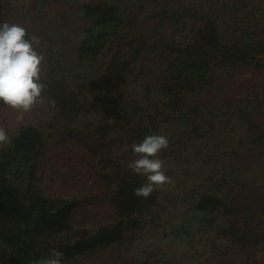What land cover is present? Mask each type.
Listing matches in <instances>:
<instances>
[{
  "label": "trees",
  "instance_id": "16d2710c",
  "mask_svg": "<svg viewBox=\"0 0 264 264\" xmlns=\"http://www.w3.org/2000/svg\"><path fill=\"white\" fill-rule=\"evenodd\" d=\"M128 2L79 4L75 25L84 35L74 45L78 61L71 66L62 62L63 36L25 27L41 38L38 51L47 55L42 82L50 129L76 133L81 148L96 136L103 143L70 149L75 164L68 170L73 181L82 179L72 193L51 191L53 176L37 167L46 130L23 124L0 145V264H34L53 249L64 253L63 264H76L98 248L132 242L151 226L158 231L167 210L162 201L171 194L177 213L171 211L167 230L162 225L165 236H191L197 223L199 232L213 230L222 216V237L232 248L264 251V0H162L155 16L184 29L192 25L182 42L148 41L127 16ZM131 27L138 36L128 53L102 62L112 37ZM75 72H82V82ZM153 134L168 137L159 158L172 184L184 190L165 193L166 185L138 197L135 189L147 180L128 167L137 158L131 146ZM206 167L200 185L195 180ZM92 212L108 219L83 224Z\"/></svg>",
  "mask_w": 264,
  "mask_h": 264
},
{
  "label": "rangeland",
  "instance_id": "374dc122",
  "mask_svg": "<svg viewBox=\"0 0 264 264\" xmlns=\"http://www.w3.org/2000/svg\"><path fill=\"white\" fill-rule=\"evenodd\" d=\"M92 1L97 0H0V23H17L24 27H30V30L36 31L37 34L43 32V36H48L46 34L49 32L53 38L63 36L60 51L64 55L62 62L66 64L67 60V65L71 66V64L78 61L74 45L84 35L82 34V27L75 25V21L78 20L76 17L79 12L78 7L80 3ZM158 1L129 0L125 6V12L128 17L136 20L134 26L138 25L142 28L150 42H154L155 39H161L162 42L166 40L169 42L185 41L192 25L188 23L186 29H184L171 21H162L161 18L155 16L158 6H161L162 3V0ZM63 15L65 18L68 15V21H64ZM189 20L190 18L187 21ZM133 27H131V31L129 28H124L119 35L112 37V41L103 50L102 62H109L113 55L119 53V51L124 50L128 53L129 43L138 36ZM70 29H74L77 33L72 34ZM69 34H71V37L68 38ZM73 35H75L74 39L72 38ZM65 36H67V40ZM47 45H50V42L47 41ZM42 53L46 58L45 52ZM75 77L78 83L82 82V72H75ZM51 118L52 115L44 104L38 105L31 112L24 114L23 119L20 120L17 119L14 111L0 106V126L5 128L10 140L23 124H33L46 130L47 146L38 162H36L37 167H39V170L44 166L47 167L48 177L53 176V181L50 183L52 186L51 191L58 190L62 193H72L80 189L79 185L82 183V179L79 182H77L78 179L73 181L75 175L71 176L68 170L67 165L75 164V160L69 158L71 155L70 149L78 147V144H81L82 141L79 142L80 138L75 137L76 133L72 132L73 135L71 136V131L59 129L53 131L50 129ZM102 143L103 139L96 136V140L85 142L82 148L78 147V150H83L85 146L90 147ZM203 153H200L202 154L200 155L201 159L205 157ZM201 159L198 158V160ZM204 170L202 171L203 176L195 180L200 185L201 182L205 183L204 176L208 174L209 168L206 167ZM95 172L96 169L93 170V173ZM186 176L188 177V175ZM256 176H258V173H256ZM45 182L48 184L49 180L45 179ZM87 183L89 189L95 188L92 183L88 181ZM182 187V184L176 182L167 185L164 190L165 193H178L184 190ZM88 188L83 187L82 189L88 191ZM171 195L170 200L166 197L162 201L163 203L166 201L165 205H167L162 224L166 230L171 225L169 223L173 215L171 211H174V214L177 213L174 210L176 205L171 201ZM106 219H108L106 216L92 212L82 218L81 222L90 226ZM188 220H191L190 224L194 222L190 217H188ZM175 222L179 221L175 220ZM162 225H157L158 231H154L155 227L150 225L152 228H149L148 232L139 235L134 241L126 242L122 246L114 244L108 248H98L89 252L82 256L76 264H142V262H149L150 264H264V251L259 249L257 245H249L248 248L233 247V249L230 241L222 237V232L227 228V221L222 216L217 218L213 230L202 227V231L199 232L200 226L197 223L198 230L194 229V233L188 237L186 235L175 236L174 233L165 236ZM215 229L220 235L215 236V233H213ZM211 252L213 257L210 255ZM209 258H212V260Z\"/></svg>",
  "mask_w": 264,
  "mask_h": 264
},
{
  "label": "clouds",
  "instance_id": "9594fccd",
  "mask_svg": "<svg viewBox=\"0 0 264 264\" xmlns=\"http://www.w3.org/2000/svg\"><path fill=\"white\" fill-rule=\"evenodd\" d=\"M41 38L29 36L27 29L17 23H0V104L11 109L17 119L45 103L46 84L42 82L45 56L38 51ZM47 104L56 107V101L48 98ZM10 143L4 127L0 126V145ZM169 146L165 135L146 136L131 147L137 158L128 164L136 174L146 177L147 182L135 189L138 197H149L155 190L173 183L166 174L164 161L159 158ZM64 253L53 249L51 255L34 264H63Z\"/></svg>",
  "mask_w": 264,
  "mask_h": 264
}]
</instances>
